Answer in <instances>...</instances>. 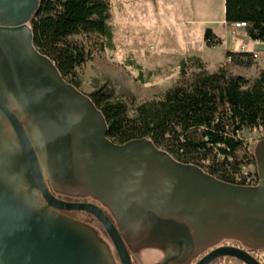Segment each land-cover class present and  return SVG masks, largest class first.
I'll return each instance as SVG.
<instances>
[{
    "label": "water",
    "instance_id": "95a60500",
    "mask_svg": "<svg viewBox=\"0 0 264 264\" xmlns=\"http://www.w3.org/2000/svg\"><path fill=\"white\" fill-rule=\"evenodd\" d=\"M39 2L0 0V264H133L137 248L164 250L161 264H262L249 251L264 252V139L253 187L148 138L113 142L89 95L34 46Z\"/></svg>",
    "mask_w": 264,
    "mask_h": 264
},
{
    "label": "trees",
    "instance_id": "16d2710c",
    "mask_svg": "<svg viewBox=\"0 0 264 264\" xmlns=\"http://www.w3.org/2000/svg\"><path fill=\"white\" fill-rule=\"evenodd\" d=\"M111 17L108 0H40L29 25L34 46L51 59L67 82L78 87L76 69L89 54L70 37L96 34L111 46ZM224 20L228 25L244 23L247 37L264 43V0H225ZM204 42L207 47L221 44L210 29L204 33ZM239 57L247 61H239ZM249 57L246 53H226V58L243 66L251 64ZM192 67L200 71L165 91L161 99L137 106L132 117L127 105L106 87L89 97L105 118L107 137L113 142L148 138L181 163L201 167L200 162L210 160L206 172L232 183L230 174L236 173L246 158L251 157L255 166L254 150H247L237 133L264 129V71L254 79L229 74L223 68L208 73L200 57L191 55L180 61V75L184 77ZM81 218L98 227L92 218ZM215 264L240 262L222 260Z\"/></svg>",
    "mask_w": 264,
    "mask_h": 264
},
{
    "label": "rangeland",
    "instance_id": "374dc122",
    "mask_svg": "<svg viewBox=\"0 0 264 264\" xmlns=\"http://www.w3.org/2000/svg\"><path fill=\"white\" fill-rule=\"evenodd\" d=\"M108 2L112 15L111 46L96 34L70 37L72 42L84 47L89 54L87 61L76 69L79 81L77 88L85 95H89L101 87H106L127 105V113L132 117L140 104L161 99L165 91L196 75L200 69L192 67L187 70L184 77L181 76L179 63L190 55L199 56L200 51H191L193 49L183 46L182 33L173 36L175 38L173 40L164 41L166 36L163 25L142 24L132 18L128 20L122 13L123 5L120 0ZM205 52L202 51V54ZM251 62L252 67L245 69L232 67V72H229L228 68H220L232 75L254 79L252 77L255 74L264 70L259 69L257 59L252 58ZM241 137L249 144L251 150H255L257 143L263 140L261 133L255 131H243ZM208 163H211L210 160L200 162L204 171L207 170ZM255 168L256 166L251 165L248 168L249 173H254ZM82 215L78 216L81 218ZM95 227L101 231L99 227ZM156 260L154 256L143 254L142 259L134 263L153 264Z\"/></svg>",
    "mask_w": 264,
    "mask_h": 264
},
{
    "label": "crops",
    "instance_id": "0c3cea01",
    "mask_svg": "<svg viewBox=\"0 0 264 264\" xmlns=\"http://www.w3.org/2000/svg\"><path fill=\"white\" fill-rule=\"evenodd\" d=\"M224 2L225 0H120L123 5L122 13L128 20L132 18L142 24L163 25L166 36L164 41L173 40L182 33L183 46L193 49L191 51H200L198 55L203 70L208 73H214L220 67L228 68L229 72L233 71L232 67H252V62L249 66L238 65L231 60L227 62V52L246 53L251 60L252 54H256L259 69L264 70V43L251 41L244 29H235L225 23ZM207 29L221 40V44L206 46L204 33ZM241 46L245 48L244 53L240 52ZM202 51L206 52L202 54ZM238 60L245 62L247 58L239 57ZM257 74L252 78H256Z\"/></svg>",
    "mask_w": 264,
    "mask_h": 264
},
{
    "label": "flooded vegetation",
    "instance_id": "af4514ba",
    "mask_svg": "<svg viewBox=\"0 0 264 264\" xmlns=\"http://www.w3.org/2000/svg\"><path fill=\"white\" fill-rule=\"evenodd\" d=\"M65 200H68V201H74V202H91V200L89 198H78V199H69V198H64ZM72 217H75L76 219L82 221V222H85L89 225H92L95 227V224L93 222L90 221V219L88 220H83L81 219L78 215L79 214H70ZM90 218V217H89ZM98 225V224H97ZM99 227V225H98ZM100 228V227H99ZM101 229V228H100ZM99 230V229H98ZM101 233V235L103 236V238H106L103 231H99ZM232 243H235V242H228V241H225V242H222L220 244V246H232V247H238V248H243L240 244L238 243H235L232 244ZM134 255H132V258H133V264H135L134 262L135 261H140L142 259V255H147V256H151V257H156V262H154L153 264H161L163 263L164 261V258H165V251L162 250V249H158V248H137V249H134ZM249 253L252 255H256V257H253L255 259H257L259 262H261L262 264H264V252H254V251H249ZM223 260H234V259H223ZM197 261V259L195 260H192L191 262H189V264H194L195 262ZM219 261H222V260H219ZM237 261V260H235ZM218 262V261H217ZM239 262V261H238ZM169 264H177L175 262H171ZM184 264H188V263H184ZM215 264V263H214ZM240 264H242L240 262Z\"/></svg>",
    "mask_w": 264,
    "mask_h": 264
},
{
    "label": "built area",
    "instance_id": "2783aa9c",
    "mask_svg": "<svg viewBox=\"0 0 264 264\" xmlns=\"http://www.w3.org/2000/svg\"><path fill=\"white\" fill-rule=\"evenodd\" d=\"M233 28L235 29H244L245 28V24L244 23H236L232 25ZM240 52L244 53L245 52V48L243 46L240 47ZM252 58L256 59L257 55L256 54H252ZM228 60L230 61V58H228ZM250 131H255L258 133H261L262 138L264 139V129L262 127L259 128H254ZM242 132H238L237 133V137L239 139H243L241 137ZM244 140V139H243ZM245 142V146L247 150H251V147L249 146V144L244 140ZM251 157L246 158L245 161H243L240 166L239 169L236 173H231L230 174V181H232V184H236V185H241V186H248V187H253L256 186L259 183V178L257 175V171L256 168L254 170V173H249L248 168L252 165L254 166V164H252L251 162Z\"/></svg>",
    "mask_w": 264,
    "mask_h": 264
}]
</instances>
